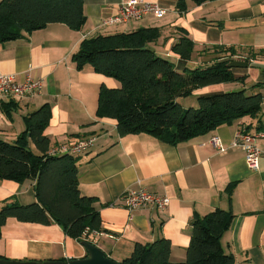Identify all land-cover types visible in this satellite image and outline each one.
Returning a JSON list of instances; mask_svg holds the SVG:
<instances>
[{
    "label": "crops",
    "instance_id": "1",
    "mask_svg": "<svg viewBox=\"0 0 264 264\" xmlns=\"http://www.w3.org/2000/svg\"><path fill=\"white\" fill-rule=\"evenodd\" d=\"M84 1L87 21L81 30L49 23L15 40L0 42L2 72L15 74L19 80L31 72L42 80V89L35 96L14 99L16 107L10 113L1 103L12 100H0V138L14 141L26 129L24 116L46 103L52 110L45 129L51 147L94 137L89 149L77 156L79 187L82 194L97 197L101 214V230L91 233L90 240L116 260L132 255L137 243L167 238L171 260L183 262L195 216L221 208L234 213L221 238L225 252L233 254L236 264H264V137L255 140L262 151L258 170L248 166L242 146L232 145L242 129L264 132V102L256 117L221 124L180 143L145 132L121 136L115 119L97 115L101 86L115 88L119 81L90 65L79 69L72 58L84 38L158 27L161 36L153 47L179 70L212 65L220 57L213 53L217 45L235 48L234 58L250 59L247 67H231L235 80L199 87L192 96L181 98L183 106L188 98H193L191 105H195L198 95L230 90L264 95V53H259L264 50V0H209L201 4L186 0L184 11L178 7L179 0H146L158 2L166 13L150 12L117 26L104 21L128 0ZM179 29H185L195 42L187 60L172 49L182 36ZM247 52L255 53L254 57L246 56ZM215 136L225 150L213 144ZM31 148L37 151L33 143ZM140 187L169 196L168 206L128 210L122 195ZM7 199L24 205L36 202L35 181L0 179V208ZM86 255L82 242L54 220L43 224L10 217L0 228V258L48 261Z\"/></svg>",
    "mask_w": 264,
    "mask_h": 264
},
{
    "label": "trees",
    "instance_id": "2",
    "mask_svg": "<svg viewBox=\"0 0 264 264\" xmlns=\"http://www.w3.org/2000/svg\"><path fill=\"white\" fill-rule=\"evenodd\" d=\"M209 0H193L201 4ZM84 0H0V42L15 40L49 23H64L81 30L87 21ZM181 11L186 0H179ZM172 49L182 59H190L195 42L185 29ZM158 27H139L133 31L99 34L84 38L73 61L79 69L90 65L96 72L117 79L118 87L102 85L97 115L117 121L119 135L149 133L171 143L187 141L221 124H231L262 109L264 95L245 89L198 95V106L185 108L181 98L190 97L199 87L236 76L220 56L209 66L179 70L176 65L150 46L159 39ZM146 47V48H144ZM14 100L2 102L10 113ZM52 116L46 103L26 114V129L14 141L0 138V179L35 181L37 201L21 204L5 200L0 208V228L8 218L48 224L54 220L79 241L91 239L100 231L102 219L97 197L82 194L79 187L78 155L51 154V141L45 134ZM35 145L37 151L31 148ZM234 218L231 210L216 208L192 221L187 259L171 260L167 238L137 243L123 264H236L233 254L225 252L221 238Z\"/></svg>",
    "mask_w": 264,
    "mask_h": 264
},
{
    "label": "built area",
    "instance_id": "3",
    "mask_svg": "<svg viewBox=\"0 0 264 264\" xmlns=\"http://www.w3.org/2000/svg\"><path fill=\"white\" fill-rule=\"evenodd\" d=\"M150 12L163 15L166 13V8L162 7L158 2L128 0L120 5L119 11L116 15L109 17L104 21V23L108 26H115L133 19H140L145 14ZM41 89L42 80L31 72H28L24 78L19 80L15 74L4 73L0 70V100L30 98L35 96ZM258 136L264 137V132L254 134L246 129H242L236 133L235 139L232 143L234 146H242L245 149L247 164L253 170H258L260 168V157L262 151L255 144V140ZM93 141L94 137H87L73 144L53 147L50 150V153H70L78 155L87 151ZM212 142L220 150L226 149L218 136L213 137ZM122 199L123 205L128 210L148 206L165 209L170 202L169 196L152 193L143 187L137 189H127V191H125L122 195ZM94 233L97 232L94 231Z\"/></svg>",
    "mask_w": 264,
    "mask_h": 264
},
{
    "label": "water",
    "instance_id": "4",
    "mask_svg": "<svg viewBox=\"0 0 264 264\" xmlns=\"http://www.w3.org/2000/svg\"><path fill=\"white\" fill-rule=\"evenodd\" d=\"M146 48V47H144ZM151 51H155V47L150 46ZM249 64L243 60H233L228 63L229 67H247ZM82 244L87 249L85 257L74 258L70 260H48V261H34V260H14L0 258V264H123L122 261L110 257L103 249L97 246L90 240H83Z\"/></svg>",
    "mask_w": 264,
    "mask_h": 264
},
{
    "label": "rangeland",
    "instance_id": "5",
    "mask_svg": "<svg viewBox=\"0 0 264 264\" xmlns=\"http://www.w3.org/2000/svg\"><path fill=\"white\" fill-rule=\"evenodd\" d=\"M135 20L136 19H133L132 21H135ZM115 26H117V25H115ZM194 50H195V47H194ZM236 52H237V50L235 48H232V47H224V46H219V45L213 47V53H214L215 56H226L227 58H232V59H235V60L236 59L237 60H241V59H238V58H234V55L236 54ZM259 53H264V50L259 51ZM245 55L249 56V58H251V57H254L255 53L247 52ZM242 60L246 61V62H250V59H248L247 57L246 58H242ZM192 99L193 98H188V99L184 100V107L187 106L185 108H188V106L191 105ZM195 100L196 101L194 103L195 104L194 107H197L198 106L197 99H195ZM62 145H66V144H62ZM60 146L61 145H58V146H55V147H60ZM59 154H61V153H59ZM96 232H98V231H96Z\"/></svg>",
    "mask_w": 264,
    "mask_h": 264
}]
</instances>
